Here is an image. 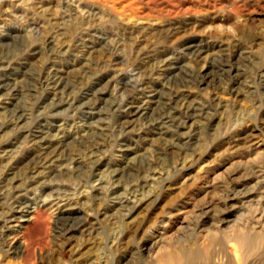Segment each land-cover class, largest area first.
I'll return each mask as SVG.
<instances>
[{
    "label": "rangeland",
    "instance_id": "374dc122",
    "mask_svg": "<svg viewBox=\"0 0 264 264\" xmlns=\"http://www.w3.org/2000/svg\"><path fill=\"white\" fill-rule=\"evenodd\" d=\"M67 1L69 11L64 7ZM234 7L240 8V14L234 13ZM89 15L93 16L89 23L81 21V16ZM131 30L135 31L132 36ZM241 32L251 36L243 38ZM198 42L210 46L197 65L186 48ZM138 52L168 58L173 68L161 71L163 75L140 72L132 62ZM229 53H238L240 83L236 92L216 87V69L209 67ZM0 58L4 60L0 68L11 74L7 85L0 88V124L10 112L27 106L26 94L15 89L27 87L31 75L39 74L42 68L55 72L64 84L76 82L88 88L74 91L78 93L74 102L77 108L64 103L52 109L54 102L67 98L68 86L43 87L28 119L14 129L1 132V127L0 141H5L9 150L0 153V177L9 178L8 187L25 176L22 159L32 149L63 159L41 169L36 176L39 183L25 193V203L14 208L17 219L7 223L10 228L6 227L4 233L21 252L0 249V264H43L33 260L41 256L39 244L46 242L50 245L45 253L56 251L57 261L53 264H150L146 255H139L138 247L153 233L166 230L174 241L173 251L193 247L196 214L202 205L221 195L217 188H208L213 177L219 185L228 184L238 190L243 183L248 184L245 189H252L264 177L260 173L259 177L252 176L244 168L233 175L241 163L250 161L253 167L264 160V86L254 83L260 82L257 74L264 77V68L258 69L264 59V0H0ZM189 70H200L203 81L182 87L183 94L189 101L213 100L215 107L210 112L218 119L213 125L203 121L201 127L178 130L184 134L174 136L177 146L165 149L163 136L147 133L143 118L161 108L160 101ZM120 77L132 85L131 89L140 79L150 83L127 117L128 143L118 146L117 112L112 107L126 97ZM184 104L180 102L178 109ZM37 124L43 132H38L39 137L31 136ZM168 128L175 133L172 125ZM195 133L197 140H190L188 136ZM40 136L50 145L36 146L34 141ZM91 137L106 139V147L97 157L109 164L95 172L87 188L90 199L83 197L85 193L78 197L70 193L71 199L58 202V194L63 196L75 188L72 177H83L91 171L88 157L74 151ZM147 157H157L165 166L171 162L173 165L167 173L149 176L153 193L145 201L136 202L137 210L129 214L130 206H125V201L130 195L120 200L106 197L105 192L107 187L123 183L131 167ZM114 169L120 172V181L107 183L105 180L117 174ZM167 175L170 178L162 182ZM48 187L51 189L45 192ZM98 202L99 211H95ZM239 206L228 209L233 222L223 225V229L235 221L242 222L243 214L250 212L246 206ZM61 216L87 218L89 223L83 231L59 236ZM185 226L192 229L184 231ZM115 236L120 242L114 240ZM233 245L236 243H228L232 249ZM227 251L230 253L229 247Z\"/></svg>",
    "mask_w": 264,
    "mask_h": 264
},
{
    "label": "bare ground",
    "instance_id": "6f19581e",
    "mask_svg": "<svg viewBox=\"0 0 264 264\" xmlns=\"http://www.w3.org/2000/svg\"><path fill=\"white\" fill-rule=\"evenodd\" d=\"M64 5V7L66 9L68 8L69 11V8H71L69 2L67 1ZM78 8L79 6H77V9ZM233 11L236 14H240L239 7H234ZM91 16L92 15L87 17L81 16L80 19L81 21H87V23H89L90 19L93 17ZM133 33H135V31L133 32V30H131L130 35H134ZM241 35L243 38H248L251 36L249 32H241ZM49 38L45 39L44 42H48ZM209 46L210 44L198 42L189 45L186 49L189 50L188 55H191V59L193 58L194 61H197L198 65L202 59L201 55L207 52ZM30 48L31 50L35 49L34 46H30ZM1 58L0 66H3L4 60ZM145 58H148V61H145ZM237 60L238 53H229L225 57H221L219 60L211 62V66L209 67L216 69L217 72L215 80L216 87L228 90L230 92L237 91L236 85L240 83L238 82L240 68L237 66ZM132 62L136 70L145 72L150 76L156 73L163 75L160 74L163 73L161 71L167 72L173 68V63L170 59H160L159 55L155 53L151 55L148 52H138L134 55V60H132ZM262 68H264V59H261L258 65L259 70ZM47 69V67L44 69L42 68L39 74L34 73L35 75H31L32 77L29 78L30 81L28 84L26 83L27 87H24V89H15L17 92L26 94L28 97L27 106L17 108L3 117L4 120L0 124V129L2 127L1 132L10 127L14 129V126H17L20 121H24L30 117L29 114L33 113L32 111L39 103V93L43 87L52 86L54 89H59V87L65 88L68 86L69 93L67 94V98H60L57 102H54L52 104V109H55L64 103L70 105L72 108L78 107L74 104V102L78 99V93H74V91L79 89L83 92L84 89L88 90V88L83 86L80 87L78 84H76V82L70 85H67L66 83L64 84V82L59 80L55 72L47 71ZM4 70L6 69L0 68V88H3L7 85V79L9 78V75H11L9 72L4 73ZM256 78H259L260 82L255 81L254 83L256 85L258 83V85L264 86V77L257 74ZM119 79V82L121 83V90L126 94V97L121 102L116 100L117 102L113 103L112 107L113 111L117 112L115 117L116 120H114L115 124L117 125L116 128L120 134V136L118 135L119 138H117L115 141L118 146L122 144L126 145V143H128L129 139L127 138V127L129 125V120L127 117L131 116V108L140 99L141 95L143 94V90L148 87V84L150 83L147 79H140V81L136 83L138 86H133V89H131L132 85L128 81L121 77ZM202 81L203 75L200 70H189L185 72V76L181 79V82L176 83L172 87L170 93H168V95H166L164 99L160 101L161 108L153 111L151 114L147 113L144 115L145 117L143 118V121L146 125L145 130L149 134H158L160 137L163 136V139L165 140V149L170 150L177 146L176 143H174V136L179 135L178 137H183L184 134L183 132L178 133V130L182 128L192 129L198 125L201 127L203 121H205L206 124L208 123L213 125V123L218 119H215V113L210 112V109L215 107L213 100H209L208 102L189 101L183 94V89H181L182 87H189L190 85L194 84L199 85ZM89 90H91L90 86ZM180 102H185L183 109H178L177 107ZM38 123L41 124V122ZM168 123L170 124L167 125ZM170 125L176 129V131L174 130L175 133L169 132L171 131L168 128ZM41 127V125L35 126L36 131H32L31 136L33 135L34 137H39L38 132H43V129L40 130ZM197 135L198 133L190 134L188 138L190 137V140H197ZM38 142L41 144H38ZM34 144H36V146L40 145V148H43L45 147L44 145H50V141L47 138L40 136V139L35 140ZM104 147H106L105 138H103L101 141L91 137L86 141H82L79 147L74 150L77 152V155H80L81 157H88L89 163H91V171L88 172V174H85L83 177H80L79 175L72 177L70 180H76L74 184L76 185L75 188H72V192H70V190L66 191L63 196L58 194L55 198L58 200V202L65 199H71L72 194L70 193H73V195H76L77 197L85 193L83 194L85 195L83 197L90 199V194H88L89 192L87 188L90 186L95 172L99 171L102 166L109 164L102 161L101 159H98L97 157L98 153L104 151ZM8 150V144H6L5 141H0V153H5ZM129 150L131 149L129 148ZM49 154L50 153L44 156V153L41 152V150L34 152L32 149V151L22 159L26 165L25 176L18 178L16 181L17 184H14L11 187L6 185L7 182H9V178L4 177V179H1L0 177V217L1 222H3L2 224L0 223L1 250L3 248H7L6 252H21L20 249L18 250L16 247L15 242H11L6 238L4 229L6 227L9 229L10 226H8L7 223L17 219L15 214L16 210H14V208L16 206L23 205L25 203V193L31 191L34 188L33 186L39 183L36 176L41 173V169L51 167L49 165L52 162L63 159L59 157L55 158L56 155L48 157ZM69 160L71 159H65V161ZM239 162L241 163V161H238V163ZM244 163H246V165H244ZM244 163L240 164L238 170L235 171L233 175H237L242 171V168H244L245 170L249 169L252 176H261L258 173L262 174L261 177L264 176V160L260 165L253 166L256 170L251 166L250 161ZM172 165L173 162L168 163L167 166H165L164 163H162L157 157L143 158L131 167L132 172L123 183L120 185L117 184L116 186L107 187L105 192L107 195L106 197L113 196L114 198L122 200L123 196L126 198L127 196L125 195H130V199L126 198L125 202H127V204L125 206H130L128 207V210L129 214H131L133 211L135 212L137 210L138 206L136 202L138 203L139 201H145L153 193V182L149 181V176L156 172L160 173V171H165L164 173H167ZM117 170L118 169H114V172ZM119 174L120 172L117 171V174L114 177L110 178L108 181H105L107 183L120 181L119 177H117ZM169 178V175H167L161 181L163 182ZM236 182L240 183L241 181ZM247 186V183L241 184V187L244 188L243 190H241L242 188L239 190L234 189L228 184L227 186H222L219 185L217 178L213 177L211 181L208 182V188H217L218 191L221 192V195H218L219 198L216 200L206 202L204 205H202V207L199 209V212L196 211L198 212L196 214L198 216L195 222L196 237L193 239V247L191 249L178 250L179 252L173 251L172 248L175 246H173L174 241L171 242L172 236L167 234V231L164 230L163 232L160 231L157 234L153 233V236L148 239H144L143 244L138 247L139 255H146L150 264H264V177L261 180H258L257 184L252 189H245ZM118 188L123 189L124 193H118ZM50 189L51 187H48L45 192ZM238 203H240L239 207L244 208L246 206L247 209H250V212L248 210V214H243L242 222L239 220V222L235 221L234 223L230 224L229 228L223 229V225L233 222L232 219H229L230 210L228 211V209H235L238 207ZM99 205L100 202H98V206L96 207L95 211H99ZM105 212L106 211L103 213ZM88 223L89 220L87 218L61 216L59 217L57 233L59 236H61L69 235L76 231H83ZM182 228L183 230L185 228L192 229L191 226H185ZM182 228L180 227V229ZM114 238V240H118L116 236ZM169 238L170 240H168ZM231 241L236 243L235 246L233 245L234 249L228 246V243ZM48 245H50L49 242L39 244V252L41 256H38L37 258L35 257L33 263L38 261L43 264H53L57 261L55 250L45 253V247ZM228 247L230 249V253L227 251Z\"/></svg>",
    "mask_w": 264,
    "mask_h": 264
}]
</instances>
